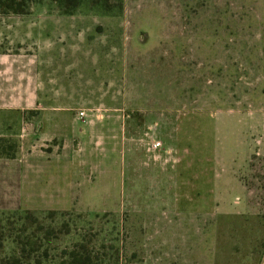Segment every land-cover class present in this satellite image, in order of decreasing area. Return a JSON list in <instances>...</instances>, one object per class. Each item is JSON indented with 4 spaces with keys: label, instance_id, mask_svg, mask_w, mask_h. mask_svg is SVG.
Segmentation results:
<instances>
[{
    "label": "rangeland",
    "instance_id": "rangeland-1",
    "mask_svg": "<svg viewBox=\"0 0 264 264\" xmlns=\"http://www.w3.org/2000/svg\"><path fill=\"white\" fill-rule=\"evenodd\" d=\"M2 54L0 264H264V0H38Z\"/></svg>",
    "mask_w": 264,
    "mask_h": 264
},
{
    "label": "crops",
    "instance_id": "crops-1",
    "mask_svg": "<svg viewBox=\"0 0 264 264\" xmlns=\"http://www.w3.org/2000/svg\"><path fill=\"white\" fill-rule=\"evenodd\" d=\"M15 88V66L11 55H0V132L7 127L15 113V95L23 92ZM23 107V106H21Z\"/></svg>",
    "mask_w": 264,
    "mask_h": 264
},
{
    "label": "trees",
    "instance_id": "trees-1",
    "mask_svg": "<svg viewBox=\"0 0 264 264\" xmlns=\"http://www.w3.org/2000/svg\"><path fill=\"white\" fill-rule=\"evenodd\" d=\"M38 0H0V14H25L29 11L32 4ZM57 2L66 13H70L76 7L80 5L84 0H52ZM95 1H105V0H95ZM0 157L1 154H0ZM7 158H15V153L9 154ZM3 238H0V247L3 245ZM69 258L72 264H90L92 258L90 255L86 257H80L75 251L69 253Z\"/></svg>",
    "mask_w": 264,
    "mask_h": 264
}]
</instances>
